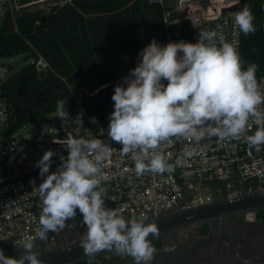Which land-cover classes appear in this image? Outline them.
<instances>
[{"label": "clouds", "instance_id": "obj_1", "mask_svg": "<svg viewBox=\"0 0 264 264\" xmlns=\"http://www.w3.org/2000/svg\"><path fill=\"white\" fill-rule=\"evenodd\" d=\"M249 5L234 14V23L245 36L257 31ZM219 28V26H217ZM140 60L122 83L115 85L107 136L122 145L121 157L131 154L137 177L146 173H173L194 157L197 147H185L179 158L161 151L173 138L200 141L216 137L218 142L245 138L257 152L264 146V86L257 79L259 65L245 68L238 41L228 42L217 30L199 32L196 43L159 44L154 38L139 53ZM167 81V84L163 83ZM64 101L58 100L59 118L64 119ZM82 115V113H81ZM250 125L255 131L248 135ZM57 143L56 141H53ZM68 155L55 171L53 150L36 162L42 183L40 228L35 236L17 241L19 259L0 250V264H43L34 250L36 239L46 241L49 232L63 229L81 214L86 233L80 241L84 253L93 257L102 250L131 257L134 264H152L158 252L152 237H160L158 224L143 212L125 219L123 206L105 203L107 176L103 163L114 148L100 138L67 136ZM176 244L165 248L173 252Z\"/></svg>", "mask_w": 264, "mask_h": 264}, {"label": "built area", "instance_id": "obj_2", "mask_svg": "<svg viewBox=\"0 0 264 264\" xmlns=\"http://www.w3.org/2000/svg\"><path fill=\"white\" fill-rule=\"evenodd\" d=\"M73 1L54 0L52 8L72 4ZM149 1L158 2L162 8L167 40L161 45L181 40L196 43L199 32L217 30L223 33L228 42L237 40L239 52L241 51L242 36L234 23V14L241 9L223 13L224 9L240 3L241 0ZM36 2L38 1L0 0V24L7 11L13 14L20 11L21 14L23 10L33 9ZM184 12L187 13L186 16H182ZM184 22L187 27L182 25ZM174 25L180 27L177 36L170 29ZM142 49L136 55L133 69L141 59L139 53ZM27 61L33 63L40 74L51 68L48 60L40 53ZM14 66L0 63V250L4 254L17 248V241L23 237H34L40 228L39 217L43 203L38 187L42 183V177L39 175V168L34 165L46 150H53L56 155L52 157L54 163L50 171H55L61 164V159L68 155L65 144L69 135L77 138H100L114 148L102 165L107 176V180L103 181V186L107 189L105 203L109 208L123 206L122 215L125 219L137 218L141 212L149 218H155L169 211L204 205L220 199L235 200L244 194L264 193V146L257 152L246 143L244 137L222 142L211 137L198 144L192 140L173 138L160 149L170 157V163H174L188 146L197 147L196 155L171 174L146 173L137 177L131 154L121 157L122 145L109 140L107 136L109 116L114 109L99 118L87 111H81V115L63 108L64 119L58 117L59 110L56 109L11 130V111L3 86L16 72ZM129 71L120 72L111 83H122ZM257 79L264 86V74ZM163 83L167 84V81ZM255 128V125H250L247 134L251 135ZM8 131L11 134H5ZM243 213L248 221H255L257 211ZM81 220L82 216L78 213L76 220L69 221L65 228L49 232L46 241L36 239L35 242H44L48 249L57 248L67 229L86 233V226Z\"/></svg>", "mask_w": 264, "mask_h": 264}, {"label": "trees", "instance_id": "obj_3", "mask_svg": "<svg viewBox=\"0 0 264 264\" xmlns=\"http://www.w3.org/2000/svg\"><path fill=\"white\" fill-rule=\"evenodd\" d=\"M241 3V10L245 5L251 7L257 31L248 36L241 33L240 55L245 68L250 63L259 65L258 77L264 74V0ZM170 29L177 36L180 27ZM153 38L162 44L167 32L161 5L149 0H74L55 11L31 9L20 15L7 11L0 24L3 56L30 59L40 53L51 66L40 74L28 62L5 82L10 129L55 111L58 100L74 114L87 111L103 118L114 109L112 95L117 83L111 81L120 72L133 69L137 53ZM104 83L109 84L89 93V88ZM79 87L88 89L77 91ZM258 212L264 216V211ZM99 257L82 263L102 264Z\"/></svg>", "mask_w": 264, "mask_h": 264}, {"label": "flooded vegetation", "instance_id": "obj_4", "mask_svg": "<svg viewBox=\"0 0 264 264\" xmlns=\"http://www.w3.org/2000/svg\"><path fill=\"white\" fill-rule=\"evenodd\" d=\"M259 214L255 221H248L243 212L226 214L152 238L158 250L152 264H264V216ZM170 242L176 244L173 252L165 251ZM68 244L63 236L59 245ZM99 256L102 264H134L115 251Z\"/></svg>", "mask_w": 264, "mask_h": 264}, {"label": "water", "instance_id": "obj_5", "mask_svg": "<svg viewBox=\"0 0 264 264\" xmlns=\"http://www.w3.org/2000/svg\"><path fill=\"white\" fill-rule=\"evenodd\" d=\"M241 7L242 3L240 2L228 9H224L223 13L227 10H240ZM57 8L58 6H55L53 11ZM186 14L187 13L184 12L182 16H186ZM17 15H20V11ZM2 55L3 51L0 49V56ZM25 60L27 61L28 58L25 57ZM103 87H105V83L89 89L88 87H79L77 91L88 89L90 93H94ZM260 210H264V193L244 194L235 200L220 199L204 205L169 211L158 217L150 218L147 222H152V219H154L159 226L160 235H162L177 228L189 226L202 221L222 218L226 214ZM84 234L85 233L77 229H67L62 234V237L64 236L69 240L68 245H59L57 248L48 249L44 242H38L35 244L34 250H39L40 255L38 258L43 261V264H74L110 252L102 250L95 256L88 257L80 245V241ZM149 238L152 239L155 237H152V234H150ZM23 251L22 248L10 249L5 253V256L19 259L23 254Z\"/></svg>", "mask_w": 264, "mask_h": 264}, {"label": "rangeland", "instance_id": "obj_6", "mask_svg": "<svg viewBox=\"0 0 264 264\" xmlns=\"http://www.w3.org/2000/svg\"><path fill=\"white\" fill-rule=\"evenodd\" d=\"M38 2H36L33 6V9H43L45 11H49L52 8V3L54 0L52 1H41V0H37ZM185 24L182 23V25ZM29 61L24 60V57L21 56H13V57H5V56H0V63H9V64H13L14 69L16 71L20 70L25 64H27ZM5 134H11V131L6 132ZM1 138V137H0Z\"/></svg>", "mask_w": 264, "mask_h": 264}]
</instances>
